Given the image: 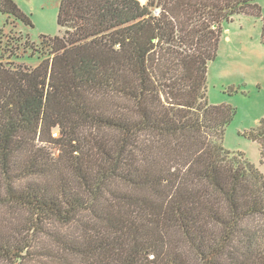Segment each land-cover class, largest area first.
<instances>
[{"label":"trees","instance_id":"trees-1","mask_svg":"<svg viewBox=\"0 0 264 264\" xmlns=\"http://www.w3.org/2000/svg\"><path fill=\"white\" fill-rule=\"evenodd\" d=\"M262 11L60 0L61 35L1 29L0 264H264V174L223 144L236 108L208 100L224 25ZM245 136L264 160V118Z\"/></svg>","mask_w":264,"mask_h":264},{"label":"rangeland","instance_id":"rangeland-1","mask_svg":"<svg viewBox=\"0 0 264 264\" xmlns=\"http://www.w3.org/2000/svg\"><path fill=\"white\" fill-rule=\"evenodd\" d=\"M255 1L263 9L262 16L237 14L232 22L224 25L217 58L209 64L208 100L211 104L226 103L236 108L223 144L231 151L242 152L264 174L261 144L245 136L264 118V0ZM15 2L31 17L34 26L13 19L6 25L7 16L0 12L3 43L10 31L20 34L23 39L29 34L30 40L37 42L40 34H62L58 24L60 0ZM25 60L31 64L38 62L36 56H26ZM70 261L78 264L72 257Z\"/></svg>","mask_w":264,"mask_h":264}]
</instances>
